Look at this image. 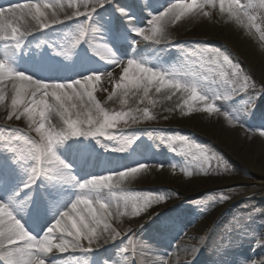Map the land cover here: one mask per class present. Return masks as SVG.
Returning <instances> with one entry per match:
<instances>
[{
	"label": "bare ground",
	"instance_id": "bare-ground-1",
	"mask_svg": "<svg viewBox=\"0 0 264 264\" xmlns=\"http://www.w3.org/2000/svg\"><path fill=\"white\" fill-rule=\"evenodd\" d=\"M16 1L17 0H0V6L7 7L9 4L15 3ZM53 1L55 2V0ZM167 1L168 3L170 2V0H135L139 16L133 14L132 17L130 16V18H127L129 15L126 11L125 13H121L118 10L119 16L116 18V31L118 32L119 30L123 31L127 29L130 34H135L133 31L135 26L131 23V20H133V18L139 19L152 16L148 11V5H152V7L154 5L153 9L158 13L165 7ZM39 2L52 3L49 0H39ZM76 2L79 1H72L70 3L68 1L52 3L55 6L53 10L57 13L59 18L63 20L65 16H72V14L69 13L68 8L72 7L71 5L76 4ZM201 2H203V0H201ZM242 2L244 1L242 0ZM160 3L161 5L162 3L164 4L160 7ZM126 4L127 0H113L112 3L97 11L93 23L96 20H99L103 14L114 13L115 7H117V9L123 8L126 10ZM62 5L63 7H61ZM72 8L75 11V8ZM53 10H49L50 14ZM81 11H83V9H81ZM204 11L212 15L213 20H209L207 15L189 14L182 18L179 22V26L176 28L174 26L176 22L169 23L167 25L168 41H173L176 38V36L172 35L176 32L175 34L178 33L179 36L176 39H201L203 41L201 47H209L211 45V40H217L219 44H221V42L226 43L224 49L232 51L240 58L243 57L246 65L252 69L253 74L264 83V42L262 41L259 32L255 28L249 29L245 25L240 24L231 18L227 12H221L219 9V0H216L215 7H206ZM256 15L258 17L257 23L260 24L262 20L261 17H264V11L257 9ZM83 20V17L79 18V22H83ZM79 22L71 20L63 24L55 25L51 28L54 30L59 29L60 31H66L71 27L77 28ZM214 22H216L217 26L213 25ZM17 26H20L22 31L25 30V28L31 30L32 34L26 38L20 48H16L14 42L7 43L6 41H0V56L7 53L17 54L18 59L22 62L13 67L16 70H22L35 78L55 77L58 80L75 78L70 77L73 73H70L69 78L67 79V77L58 72L57 69H47L44 68V66L36 64L32 65L29 62L27 63L25 60L28 58L19 53V50H24L26 54H32L35 50H40L43 46V40L47 37L49 29L51 28L41 31L38 26H36L35 22L28 17H24L23 20L18 19ZM95 26L97 31L93 35L86 33L84 42L79 46L80 58L83 61L89 59L92 60V62L104 72L101 81L97 84V91L94 95H99V97H103L106 101H115L119 98H124L123 90L116 89L115 83L119 79L122 73V68L126 65L127 59L136 58L143 60L141 59L142 57H137L138 52L143 54H147L146 52H148L157 60V65L155 66H164V68H167L165 65V54L170 51H175L179 46L178 42L171 46L144 42L143 44L139 43L137 46V54L133 51V47L129 46V48L132 49V52L126 57V54L129 53V49L127 51L123 50L122 57L118 58L123 61L122 64H120L117 69H113L114 64L109 62V60L115 58L113 56L105 54L104 57L101 56L99 58V62L94 61L96 52H94L93 47L104 43V34L109 35L110 33L107 31L104 33V31L98 28L97 25ZM212 47H214V45ZM195 49H197V47H194V50ZM109 73L111 74V79L109 78ZM213 86L211 87L213 91H215V87ZM110 93H116V95H113L112 98L109 99ZM155 93L156 96L154 97L155 100L153 99L152 105L155 110L164 114L158 122L135 125H127L122 122L123 126L118 129L116 138L113 139L105 138L104 140H100L99 137L90 138L86 136L68 137L55 146V151L67 164L72 163V160V164H75V158L82 157L92 166L95 172L99 173V175H103L119 171L116 168L121 170L123 167L135 166L136 163H140V155L142 152L146 149L153 148L156 157L155 159L150 160V162H145L148 165L147 170L141 171L136 176L129 178L124 182L123 187L130 193L140 192L145 194L153 193L163 195L167 198L166 202H168V205L164 202V204L162 203L160 205V208L155 206L154 203L151 205L150 210L136 216L128 214V212L121 207V211L125 214L114 215L111 223L113 227L117 228V230L123 234L128 233L129 229H134V232L131 233L130 237L133 240V245L130 247L129 253L135 263H139V261L142 260V264H162V262L163 264H208V260L213 259L215 256L213 235H210L205 240L202 251L193 250L191 248V243L186 242L180 244V242L184 241L183 239L186 238L184 236L180 237L173 235L171 242L164 241L163 238L159 240V236L157 235L154 239H150L149 237L144 238V236L148 234H150L151 237V235L157 232V230H163L162 232L165 231L166 233L168 232L167 229H163L164 226H159L160 228L155 230L152 225L154 223L158 226L159 224H156V221L159 217H161L165 211L169 210V206H171L172 209L176 208L177 206L175 204L178 200H182L183 197L188 200H198V198L206 196L207 192H211L214 189L221 190L222 188L223 190V188L227 186L226 184H228V181L224 182L214 176H207L202 168L192 167V163H183V161H181L174 176H172V173L169 170L165 171V168L160 167L162 158L169 154L168 150L166 151L163 146L171 144L169 141L170 138L180 142V145L182 142L181 138H186V140L193 145H195V142L210 144L216 150L221 153L223 152V156L230 161L232 165L230 173L233 174L232 179L229 180L230 182L241 180V178H245L250 174L255 180L264 182V136H261L260 133H258L259 136L256 138L259 140H256L255 136L249 135V132L246 129L247 126L251 125L252 120L257 119L259 122L261 119L264 120V100L258 105L257 116L251 112L245 116L244 112L241 113L239 107L233 104L232 101H228L222 105L221 103H214L213 100H210V102L214 103V105L219 108V111L209 113L204 109L203 103L199 101L194 102L191 110H189V107L184 104V100L187 99V97L180 92L172 94L167 92V90H162L160 93H157L156 91ZM236 94L237 93L231 95L226 94V97L229 98L232 96L233 98H236ZM3 95L4 99L0 101V124L7 123L11 127H16L18 129L22 128L24 132L28 134L25 135L23 132H20L22 135L38 138V134L34 132L33 126L29 123L27 117H21L19 120L15 119V117L12 119L8 118L11 112V100L15 95L11 83L3 86ZM128 98H131L133 101L135 99L131 92L128 94ZM179 105L180 112L177 111ZM174 111H176V114H174ZM225 111H228L233 115V111H235L237 114L236 117L239 118L238 122H241V127L237 126V121L235 119L230 121L225 117L223 115ZM4 119H6L7 122L3 121ZM50 123L53 126L59 127L62 124V120L58 115H53ZM136 136L139 137L136 144V151L130 152V149L126 148L125 151H116L115 156L109 157L108 153L111 152V148L126 145L128 141L135 139ZM158 140L162 141L160 145L157 144ZM251 146L256 148V151L261 158L255 165L252 163V153L248 149ZM5 155L6 151L0 150L1 160L5 158ZM238 157L240 158L239 161H237V159H239ZM18 164L23 166L26 165V163L22 161H19ZM68 171L70 173V169H68ZM188 172H192V176H188ZM249 172L251 173L249 174ZM50 178V176L44 175H41L38 178L40 183L38 184V200L36 206L37 215L35 219L39 217L42 218V220H45V222L42 232L37 235L34 234L36 236H41L55 219V216L51 217V214L46 213V206L50 208L58 201L59 209L63 212L80 195V193H72L68 190V187L72 185L73 182L57 180L55 183H49ZM63 182L65 183V189H62L60 186ZM20 191L25 192V190H22V187ZM107 192L108 190L106 189L101 195L107 198ZM24 194L30 197V199H26V202L28 203L21 202L13 204V210L17 217L22 221L25 228L29 231L30 229L35 228L32 226L31 212L34 199L33 189H27ZM58 194H60V198L58 197ZM216 195H218L221 200H225L222 199V193L218 192ZM234 202L237 203V200ZM235 203L228 202L223 208L231 207ZM160 213L162 214L160 215ZM180 220H182L181 222H185L187 217H182ZM181 222H179V224H182ZM198 225L202 226L203 222H198ZM250 225L251 228L254 227L259 230V241H263L264 223H259L258 221L255 223V221H252ZM186 236L192 237L194 235L190 231L189 233H186ZM112 246V241H108V243L105 244L104 241L101 240L99 248L86 254H82L79 251L73 252L72 250H69V252L64 254H59L54 250L55 255L53 258L58 261V264H64L65 261H68L69 264H75L76 261H80L81 264H83L84 261H87V264H101L103 263L102 260L104 258H111ZM94 247H96V245H94ZM263 249L264 248H260V246L257 245L255 240H253L252 243L250 240L247 241L245 239V241L241 243V257L243 260L250 259L262 261L264 260ZM218 254L223 255L224 258L227 257V254L223 251ZM188 257L190 258V261L185 260ZM231 261L232 264H240V262L234 260ZM116 262L117 264H120V262ZM0 264H5L2 258H0Z\"/></svg>",
	"mask_w": 264,
	"mask_h": 264
},
{
	"label": "snow or ice",
	"instance_id": "snow-or-ice-1",
	"mask_svg": "<svg viewBox=\"0 0 264 264\" xmlns=\"http://www.w3.org/2000/svg\"><path fill=\"white\" fill-rule=\"evenodd\" d=\"M113 0H82L74 5L72 16L59 18L53 10L52 3H41L39 0H25L24 3H11L7 7L0 6V41L14 42L16 48H20L32 32L25 28L21 30L17 21L24 17L30 18L42 31L67 21L83 17V22L78 23L76 31L71 36L72 47L78 45L86 33L94 34L97 31L93 19L99 9L112 3ZM216 0H170L168 5L161 11L151 16L147 29L135 27L133 31L145 41L153 44H161L168 41L167 25L180 21L189 14L209 15L205 12L206 7H215ZM63 7V5L61 6ZM83 9V11H81ZM221 12H227L231 18L249 29L255 28L261 31L257 24V9L264 11V0H219ZM51 11V14L49 12ZM125 13V9H118ZM264 19V17H261ZM90 22V23H89ZM147 31V35L145 34ZM264 39V32H261ZM176 44L168 41V45ZM94 52L104 57L105 54L115 57L109 45L102 43L93 47ZM192 64L197 69L206 71L203 80L197 71H180L172 67H153L147 61L129 58L122 68V73L115 83L116 89L123 90L125 103L128 94L135 95L142 92L143 97H148L151 89L157 93L162 90L175 94L180 92L187 97L184 104L191 110L194 102H202L204 109L209 112H218L214 103L210 100L221 99L215 95L212 85L217 82L213 78L217 73L227 75L226 70H231L233 76H239L240 67L233 63L226 52L216 47H200L193 50L189 56ZM114 67L122 64V60L114 58L109 60ZM104 72H90L71 80H41L32 75L16 70L9 62L7 56L0 57V101L4 99L3 86L11 83L14 97L11 100V112L9 119L15 117H27L38 138L18 135V128H12L3 138L5 146L17 154V159L30 164L28 181L22 186L29 189L41 176H50L54 180L76 182L67 164L55 151V146L68 137H105L116 138V135H108L109 130L117 129L120 121L126 117L135 120L130 112H110L96 99L94 93L97 84L101 81ZM111 79V74L109 73ZM205 81L208 83L205 84ZM116 93H110L109 99ZM170 98V97H169ZM51 101V102H50ZM147 118V109L142 110ZM58 115L62 124L59 127L50 123L51 117ZM230 121H239L232 113H223ZM10 127V126H6ZM260 135L264 136V128L260 129ZM181 141L187 145L189 151L195 149L199 152L206 151L200 145L190 144L186 138ZM127 143H132L128 141ZM113 151L123 152L125 145L112 148ZM175 151V149H173ZM164 167L163 164L160 165ZM175 168V165L172 166ZM148 165L136 163L116 172L92 176L79 182L80 195L66 208L59 217L43 232L36 236L28 231L22 221L13 210L15 196L9 200H0V258L5 264H58L54 259V250L64 254L72 250L82 254L93 251L100 247L101 240L105 244L108 241L127 240V246L120 249V256L126 257L133 243L129 229L127 234H122L113 227L111 220L114 215H124L121 207L132 216L146 211L152 204H158L165 199L163 195L153 193L128 192L124 182L136 176L141 171H146ZM192 176V172L187 173ZM107 189L108 196L101 195ZM18 194V193H17ZM226 199V197H222ZM111 209V210H110ZM158 215V214H156ZM258 246H264V241H257ZM96 245V247H94ZM134 251V249H133ZM51 254V255H50ZM64 264H69L65 261ZM75 264H81L76 261ZM83 264H87L84 261ZM120 264H128L127 260ZM135 264V261L132 262ZM163 264V262H162ZM243 264H264V260H245Z\"/></svg>",
	"mask_w": 264,
	"mask_h": 264
},
{
	"label": "rangeland",
	"instance_id": "rangeland-1",
	"mask_svg": "<svg viewBox=\"0 0 264 264\" xmlns=\"http://www.w3.org/2000/svg\"><path fill=\"white\" fill-rule=\"evenodd\" d=\"M243 1L246 2V0ZM207 16L209 17V20H213L212 15L209 14ZM180 21H177L174 24L175 28L179 26ZM97 23L98 24L95 25H97V27L99 28L100 24L99 22ZM213 25L217 26L216 22H214ZM258 25L261 29V31H259L261 37V32H264V19H262L261 23ZM175 33L176 32H174L172 35L179 37L178 33ZM63 36L65 37V35L63 34L62 36H59V38L61 39L63 38ZM51 37L52 36L49 37L50 39L46 38L44 42H46V44L49 47H52L54 50H60L57 43L58 39L53 40ZM262 41L264 42V39H262ZM105 43L107 44V41H105ZM201 44H203V41L198 38L182 40V42L178 46V50L175 54L176 56H174V59L172 61L179 62L182 65H186L187 69L185 68V71H197L199 78L203 80L204 75H206V71L194 67L189 58L190 53L194 50V47L200 48ZM210 44L211 45L209 47H212L214 45V47L220 48L221 51L226 52V54L229 55L230 59L233 60V63L239 65L241 70L239 76H233L230 69L226 70L227 75H221L217 73L215 77H213L217 82L214 91L215 95L220 97L222 96L223 98L228 99V97H226V94L231 95L237 93L238 96L234 101V104L239 107L241 113L244 112V114H246L256 110L258 104L261 103L260 100H264V83L253 74L252 69L246 65L243 57L240 58L232 51H227L224 49L226 43L221 42V44H219L217 40H213ZM133 96L135 98L134 101L131 98L127 97L125 103H122V101L125 100V97L119 98L115 101H106L103 97H99V95H96V99L101 103L103 107L108 109L110 112H130L131 116L135 117V120L126 117L127 122L123 120L120 121L117 128L123 126L122 122L127 125L156 123L164 116L162 112L155 110L152 105L153 99L155 100L154 97L156 96L154 88L150 90L148 97H143L142 92H137ZM216 100L222 101L223 99L221 98ZM143 109H147V118L142 111ZM177 111L180 112V105L177 107ZM233 113L235 116H237L235 111H233ZM174 114H176V111H174ZM3 121L7 122L6 119H4ZM6 126L10 125L7 123L0 124V150L6 151L5 158L2 160L0 159V166L2 164L3 168H0V179H6V185L4 184L6 189L4 191L5 195L10 198L12 196L16 197L15 192L19 183L28 180V168L30 164H26L25 166L19 165L18 162L20 160L17 159V154L9 150L5 146L6 142L3 141V138L12 128H16ZM237 126L241 127V122H237ZM261 128H264V126L263 124H259L257 120H255L251 126L246 127V129L249 131V135H254L256 140H259L256 137L259 136L258 133H260ZM21 129L20 132L23 130ZM115 131L116 129L109 130L108 135H112L113 133L116 134ZM20 132L17 134L22 135ZM138 139L139 137L136 136L135 139L131 140L132 143H126V148H129V146L131 145V147H133V150L135 148L137 149L136 144ZM169 141L171 143L168 145V151H170V154L168 155V158L164 160V163L166 168L168 167L169 169V163L172 166L175 165V168L170 170L172 176H174L177 166H179L180 160H182L186 162H193L192 167L202 168L207 176L211 175L224 182L228 181V184H226L227 186H225L223 190L222 188L221 190L214 189L211 192H207L206 196L198 198V200H188L184 197L182 198V200H178L177 202H179V204H175L177 206L176 208L166 211L163 214L161 213L162 215L160 214L161 217H159V219L156 221V224H159L158 226H156L154 223L152 225L153 229L155 230H157V228H160L159 226H164L163 229H167L168 232L166 233L165 231L162 232L163 230H157V232L152 234L151 237L150 234H148L145 235L144 238L149 237L150 239H154L157 235L159 236V240L163 238L164 241L171 242L172 239H170V237L173 236V234H183L184 232L188 233L191 231L193 234H195V238L192 240L193 242H196L198 249H200V245L203 240L202 238L206 236L209 233L208 231L212 228L213 248L215 250V256L213 259L208 260V264H232L231 260L243 264V261L245 260H243V258L241 257V243L244 242L245 239L247 241L250 240L251 242H253L254 239L259 237L258 234L260 233L258 232L259 230L257 228H251L250 223H252V221H255V223L256 221H258L259 223H264V182L255 180L252 176H250L251 172H249V176L241 178V180L230 182L229 180H231L233 176V174L230 173V169L232 170L230 161L228 160V158L223 156V152L221 153L220 151L216 150L210 144L195 142V145H200L202 149L206 150L204 152H199L195 149L189 151L187 145L182 142L180 145V142L174 141L172 138H170ZM173 149H175V151H173ZM248 149L252 153V163L255 165L257 161L261 159L260 155L257 153L256 148H254L253 146L249 147ZM142 155H140V158L142 157ZM239 160L240 158L237 159V161ZM11 169L13 171L9 172ZM51 182L55 183L56 180L50 178L49 183ZM218 192L222 193V197H226V199L221 200L218 195H216V193ZM166 199L167 198H165L160 203L155 204V206L161 208L160 205L162 203L164 204V202L168 205ZM218 199H220V201ZM235 200H237V203L234 206H231L229 210L225 211L221 216L220 222L214 225V220L216 219V217L221 215L222 205H225L227 202H234ZM169 208H171V206H169ZM150 209L151 206L146 211L141 212L139 215L147 212ZM182 217H187V220L185 222H181L182 220H180V218ZM179 222H181L182 224H179ZM198 222H203V225L199 226ZM205 233L206 235H204ZM119 241L120 243L118 244ZM114 244L115 247L111 249V258H104V260H102L105 263L116 264L115 261L117 259H128L127 256L121 257L119 253L122 247L127 246V240L124 241L117 239L116 241H114ZM262 247L264 248V246ZM221 251L225 252L227 254V257L224 258L223 255L218 254ZM139 263L142 264V260H140Z\"/></svg>",
	"mask_w": 264,
	"mask_h": 264
}]
</instances>
